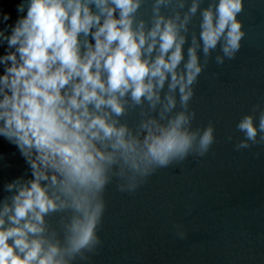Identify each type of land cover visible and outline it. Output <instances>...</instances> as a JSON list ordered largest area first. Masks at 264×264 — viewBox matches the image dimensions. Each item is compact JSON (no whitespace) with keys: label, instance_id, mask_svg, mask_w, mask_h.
<instances>
[{"label":"clouds","instance_id":"9594fccd","mask_svg":"<svg viewBox=\"0 0 264 264\" xmlns=\"http://www.w3.org/2000/svg\"><path fill=\"white\" fill-rule=\"evenodd\" d=\"M145 2L17 0L15 19L0 8V137L26 165L3 183L0 264L90 260L108 185L134 193L212 149L214 124L193 127L190 102L212 54L219 66L239 52L243 0H150L147 18ZM235 128V150L264 145V105Z\"/></svg>","mask_w":264,"mask_h":264},{"label":"water","instance_id":"95a60500","mask_svg":"<svg viewBox=\"0 0 264 264\" xmlns=\"http://www.w3.org/2000/svg\"><path fill=\"white\" fill-rule=\"evenodd\" d=\"M16 2L0 0L13 19ZM140 11L147 18L150 0ZM238 18L245 31L239 52L219 66L212 54L190 102L193 127L214 124L212 149L158 170L134 193L119 192L115 181L108 185L98 233L102 245L90 260L75 264H264V145L233 147L238 119L253 104L264 105V0H243ZM190 29L199 31V14ZM125 119L132 123L137 115L130 112ZM0 158L3 199V183L24 173L26 165L3 137ZM47 219L55 224L57 217ZM177 224L186 232L183 240L175 235Z\"/></svg>","mask_w":264,"mask_h":264}]
</instances>
